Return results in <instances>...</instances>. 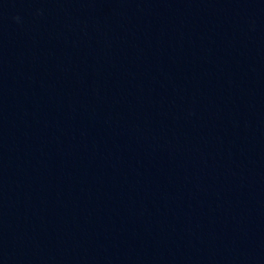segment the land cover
Segmentation results:
<instances>
[{
	"label": "water",
	"instance_id": "water-1",
	"mask_svg": "<svg viewBox=\"0 0 264 264\" xmlns=\"http://www.w3.org/2000/svg\"><path fill=\"white\" fill-rule=\"evenodd\" d=\"M0 264H264V0H0Z\"/></svg>",
	"mask_w": 264,
	"mask_h": 264
}]
</instances>
